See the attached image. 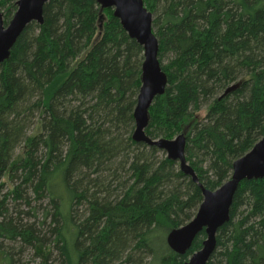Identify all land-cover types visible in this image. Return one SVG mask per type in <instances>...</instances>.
<instances>
[{"label":"trees","instance_id":"trees-1","mask_svg":"<svg viewBox=\"0 0 264 264\" xmlns=\"http://www.w3.org/2000/svg\"><path fill=\"white\" fill-rule=\"evenodd\" d=\"M17 2L0 0L5 25ZM143 2L168 79L146 133L184 136L198 182L133 140L145 51L114 10L50 0L0 65V239L19 247L8 264L27 249L40 264H187L205 231L184 255L168 235L196 216L200 185L219 189L264 138V0ZM216 239L208 264H264V178L240 184Z\"/></svg>","mask_w":264,"mask_h":264},{"label":"water","instance_id":"water-1","mask_svg":"<svg viewBox=\"0 0 264 264\" xmlns=\"http://www.w3.org/2000/svg\"><path fill=\"white\" fill-rule=\"evenodd\" d=\"M50 0H18V9L8 25L0 8V65L6 62L12 48L26 28L44 23V6ZM104 9L114 10L115 17L132 39L145 51L142 72V86L135 109L136 129L133 140L157 147L167 156L179 162L181 170L198 182L197 175L186 159V139L178 136L173 140H153L146 130L149 126V110L156 98L164 95L167 76L159 61V39L153 31V14L145 7L143 0H96ZM264 178V138L242 158L235 161L232 177L219 189L212 191L200 185L204 200L192 221L173 230L167 237L169 247L177 254H186L197 236L205 231L207 239L203 249L195 253L187 264H208L217 248V232L230 220L234 197L245 180Z\"/></svg>","mask_w":264,"mask_h":264},{"label":"rangeland","instance_id":"rangeland-1","mask_svg":"<svg viewBox=\"0 0 264 264\" xmlns=\"http://www.w3.org/2000/svg\"><path fill=\"white\" fill-rule=\"evenodd\" d=\"M165 63H167V62L165 61ZM205 114H206V110L204 109L202 111V115H205ZM0 243L3 244V249H0V264H8L9 256L5 252V250H7L8 248H11L13 246L15 248V250L18 251L19 247H17V245L11 244L10 242H8L7 240H4V239H0ZM18 246H20V245H18ZM15 258L18 261V264H40V258H38L35 255V252L32 249H27V250H25V252H23L21 254H17L15 256Z\"/></svg>","mask_w":264,"mask_h":264}]
</instances>
